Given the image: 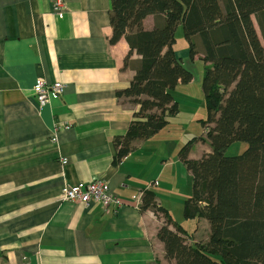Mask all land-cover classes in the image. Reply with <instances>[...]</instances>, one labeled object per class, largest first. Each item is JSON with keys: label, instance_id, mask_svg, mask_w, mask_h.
Listing matches in <instances>:
<instances>
[{"label": "crops", "instance_id": "0c3cea01", "mask_svg": "<svg viewBox=\"0 0 264 264\" xmlns=\"http://www.w3.org/2000/svg\"><path fill=\"white\" fill-rule=\"evenodd\" d=\"M65 6L58 17L50 0H0V264H174L157 236L163 216L141 209V195L152 190L171 211L164 197H175L181 166L191 176L178 158L191 137L161 138L168 123L113 163V139L126 133L139 108L117 93L140 56L133 52L124 66L126 40L109 41L110 0ZM153 26L154 16H146L143 28ZM37 79L61 81L62 95L39 105ZM199 140L190 159L211 152L209 140ZM97 177L120 200L117 211L61 200L65 185ZM185 222L177 221L192 242L207 239L206 219Z\"/></svg>", "mask_w": 264, "mask_h": 264}, {"label": "trees", "instance_id": "16d2710c", "mask_svg": "<svg viewBox=\"0 0 264 264\" xmlns=\"http://www.w3.org/2000/svg\"><path fill=\"white\" fill-rule=\"evenodd\" d=\"M110 4L109 41L126 40L124 66L133 52L140 56L129 85L117 93L139 108L126 133L113 139V163L133 149L135 140L153 136L179 111L172 91L189 83L193 73L174 49L178 26L189 57L195 60L202 54L207 117L201 124L211 152L190 159V146L197 140L192 137L181 146L178 158L192 179L182 215L186 220L206 219L209 234L206 240L189 242L192 233L158 204L152 190L142 191L141 209L163 216L157 236L165 258L174 264H264V0ZM148 15L154 16V26L144 29ZM235 141L245 142L246 148L226 155Z\"/></svg>", "mask_w": 264, "mask_h": 264}, {"label": "rangeland", "instance_id": "374dc122", "mask_svg": "<svg viewBox=\"0 0 264 264\" xmlns=\"http://www.w3.org/2000/svg\"><path fill=\"white\" fill-rule=\"evenodd\" d=\"M254 24H256V22H254ZM175 49L176 53L184 58V64L192 71L193 78L188 84L178 85V87L172 91L173 98L178 103L179 111L177 115L169 118V124L167 125L168 127L163 130L164 132L160 137L164 138L166 135L168 137L172 135L173 140H175L177 139V136H181L183 140V136L189 133L188 137L197 138V140L195 141H198V145L201 141L199 140V138H207L204 132V127L201 124L202 120L206 119L207 117L205 100L201 89V80L203 76V61L201 59L202 54H198V58L196 56L195 60H192L189 57L188 42L183 36L181 26H178L176 31ZM246 146L247 144L243 141H235L226 148L225 154H239L243 152ZM168 148H170L171 150L173 146ZM175 157L177 158V155ZM181 167L182 170L180 171V182L175 186V188H177L175 197L171 199V193L167 192L166 197L164 198H166V200H169L170 198V204L172 207L169 213L171 214V216L178 222H184L185 224H187V222H185L186 220L182 218V208L185 199L191 193V176L189 172L183 170V166ZM169 183H171V181L168 182L167 185H169ZM185 228H187L186 225ZM202 229L198 234L200 236H204V234L202 233ZM196 240L200 241L203 239L197 238ZM189 242H192V240L190 239Z\"/></svg>", "mask_w": 264, "mask_h": 264}, {"label": "built area", "instance_id": "2783aa9c", "mask_svg": "<svg viewBox=\"0 0 264 264\" xmlns=\"http://www.w3.org/2000/svg\"><path fill=\"white\" fill-rule=\"evenodd\" d=\"M52 11L58 17H62L65 13V0H50ZM32 91L39 105L45 104L51 98H59L64 91V84L61 81H53L50 83L42 79H37L33 84ZM69 125H63L61 128H68ZM54 142L57 138L52 137ZM66 163L65 160L62 161ZM61 200L80 202L85 205L91 202L100 203L105 210L117 211L121 205L117 195L110 190L109 182L104 178L97 177L89 182H77L71 185H65L61 191Z\"/></svg>", "mask_w": 264, "mask_h": 264}]
</instances>
